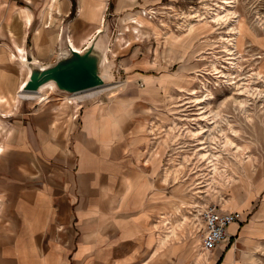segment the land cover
Masks as SVG:
<instances>
[{
    "label": "crops",
    "instance_id": "1",
    "mask_svg": "<svg viewBox=\"0 0 264 264\" xmlns=\"http://www.w3.org/2000/svg\"><path fill=\"white\" fill-rule=\"evenodd\" d=\"M108 1L102 6L89 3L86 11L80 1L79 16L73 20L80 21L76 28L97 33L96 22ZM148 4L114 0L111 8L116 14ZM71 6L60 5L66 17ZM17 15L24 27L35 21L30 8ZM28 39L13 55L22 52L43 66L52 64L55 59L43 64L34 49H27ZM130 65L135 69L138 64ZM130 67L122 68L123 73ZM131 73L125 83L104 90L100 98L84 97L77 105L80 111L68 104L69 99L66 106L49 100L43 106L14 101L20 83L16 77H0V120L6 133L0 143V264H187L191 260L187 243L161 248L163 238L159 244L160 218L171 201L164 162L148 149L152 118L163 117L164 110L150 108L148 98L154 96L149 94L154 89L157 94L163 91L164 77L141 70ZM112 77L115 83L114 72ZM231 189L234 202L226 210L250 212L258 192L242 180ZM263 222L264 199L249 223L230 225L228 239L199 261L241 264L240 253L250 244L257 252L262 250Z\"/></svg>",
    "mask_w": 264,
    "mask_h": 264
},
{
    "label": "rangeland",
    "instance_id": "2",
    "mask_svg": "<svg viewBox=\"0 0 264 264\" xmlns=\"http://www.w3.org/2000/svg\"><path fill=\"white\" fill-rule=\"evenodd\" d=\"M80 1L84 11L92 2L104 5V0H61L60 5L62 2L72 5L71 14L66 17L60 6L61 14L51 13V0H0V77H16L20 83L14 101L26 100L21 103L43 106L49 100L66 106L69 99L79 105L84 97L100 98L104 90L112 88L92 90L73 98L55 90L19 98L27 69L22 62L23 53L17 57L13 54L28 36L27 49H34L37 59L47 64L57 57L63 20L64 26L71 27L68 36L77 51L99 34L86 32L84 27L76 28L80 21L73 20L79 16ZM113 1H108L109 7L102 9L96 22L100 29L107 19L104 35L111 81L113 72L115 75L112 86L125 83V77L133 75L132 70L164 77L163 91L157 94L154 89L149 92L154 96L148 98L150 108L164 110L163 117L152 118L148 149L164 162L163 175L171 201L168 212L160 218L159 244L163 238L166 241L161 248L187 243L192 260L187 264H206L199 261L201 256L209 258L210 254L199 245V227L195 225L201 222L195 220L196 211L202 212L208 206H220L226 211L234 202L231 188L240 180L250 183L258 198L250 212L241 213L242 220L237 224L249 223L264 199V194H260L264 189V0H234V16L228 24L211 18L215 4L223 0H147L146 8L137 6L116 14L111 8ZM26 7L35 18L30 28L18 21L17 12ZM231 33H235L234 47L227 52L222 46L226 39L232 38ZM100 41L105 45L106 39ZM132 63L138 64L135 69ZM127 67L131 69L125 74L122 68ZM235 85L240 92H232ZM245 90L250 95L242 92ZM206 96L208 102L196 101ZM243 100H247L245 110L239 104ZM214 122L217 127L210 128ZM3 126L0 120V143L6 136ZM201 128L208 132L202 133ZM193 130L196 136L190 134ZM224 135L233 141L231 148L224 146ZM206 146L219 161L215 175L208 162L199 160L198 153ZM241 194L243 197V190ZM171 196L176 199L172 201ZM261 241L260 252L252 243L240 253L241 264H264V239Z\"/></svg>",
    "mask_w": 264,
    "mask_h": 264
},
{
    "label": "water",
    "instance_id": "3",
    "mask_svg": "<svg viewBox=\"0 0 264 264\" xmlns=\"http://www.w3.org/2000/svg\"><path fill=\"white\" fill-rule=\"evenodd\" d=\"M106 20L103 32L95 35L82 52L69 46V30L64 26L60 32L58 54L52 64L41 65L29 55V78L23 92L38 93L43 87L53 83L59 93L75 95L109 86L106 73L108 63H104L105 52H108ZM101 38L106 39L105 45H98ZM108 54V53H107Z\"/></svg>",
    "mask_w": 264,
    "mask_h": 264
},
{
    "label": "bare ground",
    "instance_id": "4",
    "mask_svg": "<svg viewBox=\"0 0 264 264\" xmlns=\"http://www.w3.org/2000/svg\"><path fill=\"white\" fill-rule=\"evenodd\" d=\"M51 4H50V11L51 13L56 11L58 13L61 12L60 8L58 9V7L60 6V1L61 0H51ZM234 5H235V1L234 0H223L221 4H215V7H214V11H215V14H212L213 16L211 17L213 20H215L216 22H222V23H226L228 24L230 21H231V17L234 16V11H233V8H234ZM212 10V9H210ZM213 11V10H212ZM146 14V13H145ZM199 17V16H198ZM201 18V17H200ZM210 18V19H211ZM202 19V18H201ZM207 19V18H206ZM203 20V19H202ZM201 21V20H200ZM234 22V21H232ZM104 25H101V28L98 30L97 33H101L102 32V28H103ZM229 30L231 32H236L235 29H230ZM228 30V31H229ZM230 33V32H229ZM229 35V34H228ZM232 38H229V39H226L224 42V47L225 50L227 52H231V50L233 49L234 47V40H235V33H231ZM225 37V36H224ZM227 37V36H226ZM228 38V37H227ZM92 41V40H91ZM89 41L88 44L91 42ZM68 42H69V46L71 48H73L75 51H77V49L75 48V46L72 44V41L70 42V37L68 36ZM72 45V46H71ZM98 45H102L101 41L98 42ZM79 50V49H78ZM79 52H82V50H80ZM108 59V56H107V52H105V58H104V63H107V60ZM230 60V59H229ZM233 60V59H231ZM34 61H37V60H34ZM22 62H23V65L26 67L27 69V77H26V81L22 84L21 86V93L19 95V98H23V99H28V98H31L32 96H36V95H40L42 93V91H46V90H51L52 92H55L57 91L55 85L53 83H50L49 85L43 87L38 93H27V92H23V88L24 86L26 85L27 81H28V78H29V73H30V69L28 68V58L27 56H24L22 57ZM231 66V65H230ZM238 68V67H237ZM235 70V69H234ZM237 70V69H236ZM104 77H106V79L108 81L111 80V76L108 75V73H106V76L103 75ZM231 79V78H230ZM233 79V78H232ZM231 79V80H232ZM229 81V80H228ZM231 82V81H230ZM232 85V84H231ZM108 87H113L112 84H110L109 86H106V87H102L100 89H106ZM237 86H232L231 90L232 92H240L239 91V86L236 88ZM96 90H99V89H96ZM89 92V91H87ZM244 93H246L247 95H250V92L249 91H242ZM86 93V92H84ZM84 93H79V94H75V95H68V97H75V96H78V95H81V94H84ZM260 95V94H259ZM209 96H206L203 100H196L198 103H201V102H208L209 101ZM239 104L242 106V108L244 109V107L247 105V100H243L241 102H239ZM244 106V107H243ZM245 110V109H244ZM218 117V115H216L214 118ZM214 118H211V120H213ZM217 123V122H216ZM215 122L210 124V128H214V127H217V126H214L216 124ZM194 131V130H193ZM202 133H205V132H208V131H205L204 128H201ZM201 133V132H200ZM190 134H193L194 136H196L197 132L194 131V132H191ZM223 142H224V146H229L231 148V146H233V141L230 140L231 138H229L227 135H224L223 136ZM210 147L209 146H206V147H202L200 149V152L198 153V156H199V160H202V161H205V162H208L209 165H211V168H212V173L213 175L217 174L218 173V167H217V164H219V161L218 159H216L215 155H213L211 153V150L209 149ZM215 158V159H214ZM248 158V156H247ZM221 159V158H219ZM245 159V158H244ZM220 166V165H219ZM235 175V174H234ZM230 176V175H229ZM231 183V182H230ZM224 201V200H223Z\"/></svg>",
    "mask_w": 264,
    "mask_h": 264
},
{
    "label": "built area",
    "instance_id": "5",
    "mask_svg": "<svg viewBox=\"0 0 264 264\" xmlns=\"http://www.w3.org/2000/svg\"><path fill=\"white\" fill-rule=\"evenodd\" d=\"M70 105H77L76 101L70 100ZM82 107H79V111ZM79 113L76 115L78 118ZM197 223L195 226L198 229L199 245L203 252H211L220 243L227 240L228 228L234 223H239L242 220V215L239 212L225 211L220 206H208L202 212L196 211ZM195 221V222H196Z\"/></svg>",
    "mask_w": 264,
    "mask_h": 264
}]
</instances>
